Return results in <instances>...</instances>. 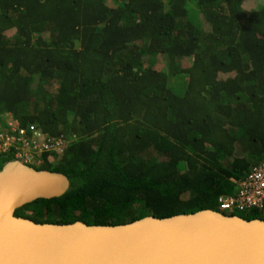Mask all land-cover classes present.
I'll list each match as a JSON object with an SVG mask.
<instances>
[{
	"label": "trees",
	"instance_id": "obj_1",
	"mask_svg": "<svg viewBox=\"0 0 264 264\" xmlns=\"http://www.w3.org/2000/svg\"><path fill=\"white\" fill-rule=\"evenodd\" d=\"M256 1L0 0V121L68 141L33 166L68 192L16 216L117 226L216 211L264 160Z\"/></svg>",
	"mask_w": 264,
	"mask_h": 264
},
{
	"label": "water",
	"instance_id": "obj_2",
	"mask_svg": "<svg viewBox=\"0 0 264 264\" xmlns=\"http://www.w3.org/2000/svg\"><path fill=\"white\" fill-rule=\"evenodd\" d=\"M69 189L64 174L19 161L0 170V264H264V220L217 210L117 226L38 224L16 216Z\"/></svg>",
	"mask_w": 264,
	"mask_h": 264
},
{
	"label": "built area",
	"instance_id": "obj_3",
	"mask_svg": "<svg viewBox=\"0 0 264 264\" xmlns=\"http://www.w3.org/2000/svg\"><path fill=\"white\" fill-rule=\"evenodd\" d=\"M67 146L63 136L49 138L36 124L22 125L11 114L0 121V158L11 156L27 166H39L43 155H61ZM232 182L235 192L218 198V212L241 216L264 211V160L253 166L242 180L232 179Z\"/></svg>",
	"mask_w": 264,
	"mask_h": 264
},
{
	"label": "rangeland",
	"instance_id": "obj_4",
	"mask_svg": "<svg viewBox=\"0 0 264 264\" xmlns=\"http://www.w3.org/2000/svg\"><path fill=\"white\" fill-rule=\"evenodd\" d=\"M263 4H264V0H262L261 2L257 0L254 3V5L252 6V8H253V10H258V9L261 8V6H263ZM175 82H178V80H176ZM179 83L180 84L178 85V88L176 87L178 89V91H176V93L179 94V95H182L184 91H180L179 92V90H183V89L185 90L186 84H185L184 78L179 79ZM6 161H7V157L6 158L5 157H1L0 158V168H3L5 166ZM216 210H219V208L216 209ZM259 213H260L261 217H264V211L263 212H259Z\"/></svg>",
	"mask_w": 264,
	"mask_h": 264
},
{
	"label": "bare ground",
	"instance_id": "obj_5",
	"mask_svg": "<svg viewBox=\"0 0 264 264\" xmlns=\"http://www.w3.org/2000/svg\"><path fill=\"white\" fill-rule=\"evenodd\" d=\"M6 165V164H5Z\"/></svg>",
	"mask_w": 264,
	"mask_h": 264
},
{
	"label": "clouds",
	"instance_id": "obj_6",
	"mask_svg": "<svg viewBox=\"0 0 264 264\" xmlns=\"http://www.w3.org/2000/svg\"><path fill=\"white\" fill-rule=\"evenodd\" d=\"M218 211V210H217Z\"/></svg>",
	"mask_w": 264,
	"mask_h": 264
}]
</instances>
